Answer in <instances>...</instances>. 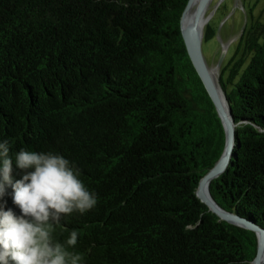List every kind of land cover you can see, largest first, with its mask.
Segmentation results:
<instances>
[{"label": "trees", "instance_id": "trees-1", "mask_svg": "<svg viewBox=\"0 0 264 264\" xmlns=\"http://www.w3.org/2000/svg\"><path fill=\"white\" fill-rule=\"evenodd\" d=\"M188 2L0 0V142L10 155L64 156L97 194L93 209L55 226L60 242L79 233L82 264L255 256L254 236L196 195L226 135L182 39ZM210 22L203 43L216 34ZM225 72L234 148L209 191L225 212L264 228V18L243 29ZM22 175L13 164V180ZM4 200L19 214L11 195Z\"/></svg>", "mask_w": 264, "mask_h": 264}, {"label": "clouds", "instance_id": "clouds-1", "mask_svg": "<svg viewBox=\"0 0 264 264\" xmlns=\"http://www.w3.org/2000/svg\"><path fill=\"white\" fill-rule=\"evenodd\" d=\"M13 164L23 172L15 181ZM6 195L19 214L5 210ZM97 202L80 170L64 156L23 148L10 155L9 142H0V264H82L84 256L75 250L79 233L73 230L60 242L55 226Z\"/></svg>", "mask_w": 264, "mask_h": 264}, {"label": "water", "instance_id": "water-1", "mask_svg": "<svg viewBox=\"0 0 264 264\" xmlns=\"http://www.w3.org/2000/svg\"><path fill=\"white\" fill-rule=\"evenodd\" d=\"M191 1L192 0H189L180 21L182 39L193 68L195 69L211 102L213 103L226 135V143L223 154L212 169H210L200 180L196 195L198 200L206 205L208 209L221 220L239 227L254 236L256 242L255 256L250 264H264V228L245 218L225 212L213 200L210 193L206 194L205 191V186L210 185L213 180L219 178L229 166L232 150L234 148L235 126L231 117L232 111L226 98V94L223 90V95H221L217 87V81L219 80H214L213 71L206 64L202 52L204 30L202 24L204 17H206V24H208L211 19V15L206 16V12L212 0H199L193 11L188 26L184 28L183 23L190 8ZM220 65V63L217 64L216 70L220 68Z\"/></svg>", "mask_w": 264, "mask_h": 264}, {"label": "rangeland", "instance_id": "rangeland-1", "mask_svg": "<svg viewBox=\"0 0 264 264\" xmlns=\"http://www.w3.org/2000/svg\"><path fill=\"white\" fill-rule=\"evenodd\" d=\"M209 15H211L210 27L216 29V34L202 44L203 57L213 71L214 80H219L221 74L224 83L227 72L222 74L221 69L236 53L238 39L243 29L252 21L264 18V0H212L206 12V16ZM241 58L245 59L242 51L238 52L235 61ZM219 63L220 68L216 70ZM218 82V89L223 95L222 87Z\"/></svg>", "mask_w": 264, "mask_h": 264}, {"label": "bare ground", "instance_id": "bare-ground-1", "mask_svg": "<svg viewBox=\"0 0 264 264\" xmlns=\"http://www.w3.org/2000/svg\"><path fill=\"white\" fill-rule=\"evenodd\" d=\"M198 1L199 0H192L191 1V3H190V8H189V10H188V13L186 14V17H185V20H184V23H183V26H184V28L185 27H187L188 26V24H189V21H190V19H191V16H192V14H193V11H194V9H195V7L197 6V4H198ZM205 17H204V20H203V28H204V25L206 24L205 23ZM215 75V74H214ZM215 77V76H214ZM218 87V86H217ZM209 186L210 185H207V186H205V191H206V194H209L210 193V191H209Z\"/></svg>", "mask_w": 264, "mask_h": 264}]
</instances>
